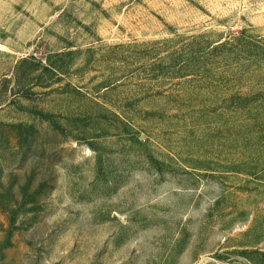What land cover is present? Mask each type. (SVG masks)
I'll list each match as a JSON object with an SVG mask.
<instances>
[{"label":"rangeland","instance_id":"obj_1","mask_svg":"<svg viewBox=\"0 0 264 264\" xmlns=\"http://www.w3.org/2000/svg\"><path fill=\"white\" fill-rule=\"evenodd\" d=\"M0 264H264V0H0Z\"/></svg>","mask_w":264,"mask_h":264}]
</instances>
